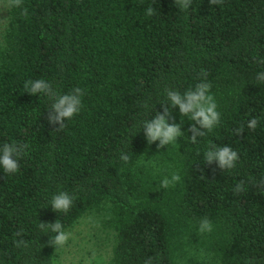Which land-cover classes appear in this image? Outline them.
Returning a JSON list of instances; mask_svg holds the SVG:
<instances>
[{"label": "trees", "instance_id": "obj_1", "mask_svg": "<svg viewBox=\"0 0 264 264\" xmlns=\"http://www.w3.org/2000/svg\"><path fill=\"white\" fill-rule=\"evenodd\" d=\"M254 57L264 59V0H192L188 11L174 0H23L8 9L0 147L27 148L16 174L0 168V264H53L55 234L40 222L68 230L89 211L113 234L108 264H264V184L248 182L264 180V82L255 79L264 63ZM205 78L220 124L193 144L194 122L169 104L185 136L149 145L142 124L163 113L165 88L183 93ZM26 79L60 94L80 87L81 111L55 131L49 99L25 92ZM209 143L233 148L236 168L204 163ZM172 173L181 181L161 188ZM240 181L247 191L234 194ZM59 191L76 197L67 213L50 206ZM204 217L211 232L198 231ZM20 239L28 246L15 247Z\"/></svg>", "mask_w": 264, "mask_h": 264}, {"label": "clouds", "instance_id": "obj_2", "mask_svg": "<svg viewBox=\"0 0 264 264\" xmlns=\"http://www.w3.org/2000/svg\"><path fill=\"white\" fill-rule=\"evenodd\" d=\"M23 0H0V12L7 11L11 8H19L22 6ZM175 5L180 11H188L192 4V0H174ZM212 5H219L223 3V0H209ZM22 15L27 17V9L22 10ZM155 9L149 6L145 9L146 16H153ZM256 62L264 63V59H258L254 57ZM203 76L204 73H201ZM257 82H264V72H260L255 77ZM25 92L29 94H42L50 101L48 108V123L59 124V128L55 131H59L64 128L65 120L73 118L77 115L82 108V95L84 90L80 87H75L65 94H60L53 84L45 79H26L23 83ZM211 83L206 78L197 83L194 88H189L183 93L178 90L165 88L164 92L167 97L168 103L163 104V113L157 112L151 119L143 121L142 130L147 143L159 141L158 148H164L166 145L177 142L179 137L185 136V133L181 131V125L174 122V117L169 109V104L172 108L178 107L182 117H188L194 123L188 129L191 133L190 137H187L193 144L197 143V138L202 137L206 132H211L221 122V113L217 110L218 105L213 94H211ZM172 123H169V120ZM259 124V118L252 117L247 122V128L255 130ZM244 131V126L235 130L236 134H241ZM27 148L26 144H19L16 142L3 143L0 147V168L4 173L8 175L16 174L19 171V159L24 154ZM120 159L124 162L129 160V156L121 152ZM239 160L238 153L228 145L217 146L209 143L207 150L204 152V163L211 165L213 162L222 170H232L236 168L237 161ZM203 172V169H200ZM204 178L203 176H201ZM181 181V176L178 173H172L170 177L165 176L160 183V187L167 189L170 186H175L176 183ZM254 186L259 187L260 184H264V180H261L259 184L249 177V181ZM247 191L246 182H238L233 192L243 193ZM75 196L70 195L67 191H59L54 194L50 200V206L53 211L67 213L72 207ZM39 228L42 231H50L55 235L51 238L50 244L55 247H63L71 238L72 233L65 230L62 222L57 219L54 223L40 222ZM213 229L212 222L204 217L199 222L198 231L200 233L211 232ZM15 236H21V232H16ZM15 247H27L28 241L25 239L14 240ZM156 258L148 257L144 264H154ZM251 264V262H249Z\"/></svg>", "mask_w": 264, "mask_h": 264}, {"label": "rangeland", "instance_id": "obj_3", "mask_svg": "<svg viewBox=\"0 0 264 264\" xmlns=\"http://www.w3.org/2000/svg\"><path fill=\"white\" fill-rule=\"evenodd\" d=\"M7 21L8 10L0 12V40ZM104 227L95 214L87 212L67 230L71 238L59 247L53 264H108L113 234Z\"/></svg>", "mask_w": 264, "mask_h": 264}]
</instances>
